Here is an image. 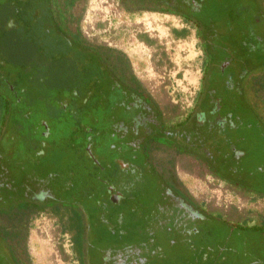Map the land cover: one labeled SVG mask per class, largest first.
<instances>
[{"label":"trees","instance_id":"obj_1","mask_svg":"<svg viewBox=\"0 0 264 264\" xmlns=\"http://www.w3.org/2000/svg\"><path fill=\"white\" fill-rule=\"evenodd\" d=\"M13 1L19 6L16 28L9 26L10 21L14 23L9 9ZM77 1L0 0V200L3 199L0 220L4 222L0 224V257L4 264L31 263L29 255L26 259L19 257V240L16 239L22 229L26 230V235L35 216L49 213L44 206L55 193L64 195L70 190L87 196L82 204L87 208L78 206L69 213L54 204L49 214L59 222L62 234H70L71 249L78 264H85L88 252L83 213L91 208L94 193L103 196L109 180L115 182L120 174H126L123 182L127 190L135 187L132 179L140 178V170L135 165L122 171L105 151L109 147L135 150L152 135L149 131L141 141L134 138L135 114L129 105L135 98L142 100L135 90L146 94L145 100L152 103L154 100L132 71L130 59L123 51L107 45H93L81 35L79 28L70 27L71 10ZM137 1L143 9L168 12L164 2ZM235 1L208 2L206 9L195 12L191 18L186 17L184 22L190 26L198 23L205 36L201 37L207 41L215 30L213 10L227 12V23L235 20L232 14L250 11L248 4ZM141 2L150 7H142L144 3ZM153 2L161 7L151 6ZM28 13L35 17V25L41 23L44 27L39 29V35H26L29 30L25 27V15ZM228 25L229 28L231 25ZM171 31L178 37L190 34L187 27H174ZM143 39L152 42L147 37ZM199 46L201 49L200 43ZM36 56L43 59L41 64L35 60ZM205 66L206 63H201L202 70ZM123 81L126 85L133 83L134 91L121 86ZM253 124L259 125L260 121L255 117ZM120 128L128 130L120 133ZM239 143L231 134L214 135L190 151L230 187L254 198H264V147L261 151L251 149L254 158L262 153L261 163L256 164L254 158L236 157V150L244 152L245 148ZM96 150L99 151L97 156ZM152 170L158 175L154 165ZM13 192H20L21 199L13 197L10 200ZM30 193H34L36 201H28ZM217 218L221 219L222 226H228L222 216ZM230 227L240 228L241 233L264 236V217L251 225L243 220ZM231 234L222 236L229 240ZM256 258V251L244 254L237 264H248Z\"/></svg>","mask_w":264,"mask_h":264},{"label":"rangeland","instance_id":"obj_2","mask_svg":"<svg viewBox=\"0 0 264 264\" xmlns=\"http://www.w3.org/2000/svg\"><path fill=\"white\" fill-rule=\"evenodd\" d=\"M9 6L14 21H10L9 26L16 28L19 6L16 1ZM214 7L216 9V5ZM71 12L70 27L79 28L89 43L119 49L129 57L132 71L146 93L164 110L166 118L181 117L192 107L202 75L201 49L193 33L185 38L172 34V28L182 25L178 17L139 11L134 4L121 0H78ZM218 12L213 10V16L219 18ZM25 17V27L29 30L26 35H39V29L44 28L42 24L35 25V17L29 13ZM145 37L152 42L145 41ZM223 50L219 51L221 57L226 54ZM35 60L43 62L38 56ZM154 131L140 148L132 149V155L129 148L123 147L125 159L140 170V178L132 179L135 187L122 190L120 200L110 201L106 191L101 197L94 193L91 208L84 211L88 252L85 264H112L121 257L122 264H235L232 254L243 257L239 250L247 241L239 242L238 236L243 231L230 226L243 220L251 225L264 217V198H254L230 187L203 164L180 155L181 147L174 146L171 137L161 134L159 129ZM257 132L260 135L249 136L246 144L248 149L261 151L264 140L260 129ZM148 141L167 148H150L145 145ZM142 149L146 153L143 154ZM105 152L110 153L112 159L118 154L111 149ZM98 153L94 151L96 156ZM261 154L254 158V163H261ZM153 165L158 175L153 172ZM121 175L119 182H122ZM179 189L192 203L199 205L192 206V212ZM13 197L21 199V193L13 192L10 200ZM35 198L34 193H30L28 201H36ZM84 200H87L84 193L73 190L64 195L55 193L44 210L50 213L52 206L59 204L60 209L70 213L78 206L86 209L82 206ZM49 213L35 216L26 235V230L22 229L16 239L19 240V257L26 259L29 255V264H78L71 249L70 234H62L59 222ZM218 216L228 221L227 227L220 224ZM2 222L0 220V224ZM228 233L236 234L235 242L223 238ZM251 244L244 247L248 248L247 253L259 252L257 246L262 242ZM260 259L262 262L255 259L253 264H264V258Z\"/></svg>","mask_w":264,"mask_h":264},{"label":"flooded vegetation","instance_id":"obj_3","mask_svg":"<svg viewBox=\"0 0 264 264\" xmlns=\"http://www.w3.org/2000/svg\"><path fill=\"white\" fill-rule=\"evenodd\" d=\"M158 1L166 3L168 12L143 9L139 6L140 2L137 0L128 1V3L134 4L139 11L159 12L178 17L182 25L176 28L187 27L190 34L193 33L197 37L198 43L201 45V63H206V66L202 70L200 85L193 98L192 107L183 116H175L173 119L166 118L164 110L155 101L152 103L148 99L145 100L146 94L140 93L139 90L134 91L135 86L133 83L126 85V82L123 81L124 85L121 86L132 89L142 99L135 98L132 104L129 105L130 110L132 109L135 114L134 138L141 141L149 131L152 134L155 133V129H159L161 134H164L165 131L166 135H164L171 137L170 142L174 146L181 145L182 153L180 155L192 158L204 165V162L192 154L190 150L205 142L207 137L214 135L224 137L231 134L240 141V145L245 147L242 149L244 152L236 150V157L241 159V157L247 156V160L254 158L255 154L253 155V151H251L253 148L248 149L246 141L249 136H257V129H260L264 138V0H236V3L248 4L251 7V12L242 11L246 14L244 16L241 13L232 14L231 18L235 20L229 23H227L229 14L220 12L219 18H213L215 30L207 38V41L201 37L205 36L204 32L199 30L198 23L193 22L190 26L184 22V19L186 17L191 18L195 12L201 9H206L208 2L221 3L222 0ZM142 3H144V5H141L142 7H150L145 4L146 2ZM151 6L161 7L156 2L151 3ZM228 24L231 25L229 28ZM175 37L185 38L187 36ZM220 50L226 52L224 57L220 56ZM229 68L230 71H227ZM255 117L260 121L259 125L253 124ZM122 130L126 131L128 128H120L119 132L122 133ZM154 143L156 142H150V148H167ZM179 143L180 145H178ZM237 144L235 147H237ZM183 146H187L188 149ZM109 149L118 153L115 160L122 171L131 169L134 166L132 162L125 159V149L115 150L113 147H109ZM131 151L128 152L132 155ZM121 177L122 182L118 181V175L115 182H109L106 185L105 191L108 193L107 199L110 201L120 200L122 190H125L123 179L126 178V174L121 175ZM116 185L122 189H118ZM112 189L117 191L118 194L113 195ZM179 191L181 192L180 189ZM181 194L185 199L184 202L189 206L187 207L189 212H192V206H199L192 203L182 192ZM103 195L106 194L103 193ZM234 233L233 235L236 236ZM234 236H230L229 240L235 242ZM261 236L251 232H244L239 235V242L247 241L239 250L241 255L249 254L247 253L248 248H244L247 244L262 242L261 246H257L260 252H256L258 256L256 259L264 258V250H262L264 248V238L261 239ZM232 256H234L233 263L237 264L241 257L235 254H232ZM121 259L118 260L119 262L115 261L116 263L112 264H122ZM136 259L141 258L137 257ZM253 262L248 264H253ZM0 264H4L2 258H0Z\"/></svg>","mask_w":264,"mask_h":264},{"label":"water","instance_id":"obj_4","mask_svg":"<svg viewBox=\"0 0 264 264\" xmlns=\"http://www.w3.org/2000/svg\"><path fill=\"white\" fill-rule=\"evenodd\" d=\"M112 193H113V195H117L118 194V192L117 191H115L114 189H112V191H111Z\"/></svg>","mask_w":264,"mask_h":264}]
</instances>
